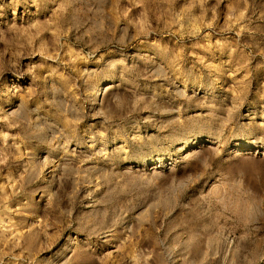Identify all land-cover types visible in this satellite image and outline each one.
I'll use <instances>...</instances> for the list:
<instances>
[{
    "label": "rangeland",
    "instance_id": "1",
    "mask_svg": "<svg viewBox=\"0 0 264 264\" xmlns=\"http://www.w3.org/2000/svg\"><path fill=\"white\" fill-rule=\"evenodd\" d=\"M0 264H264V0H0Z\"/></svg>",
    "mask_w": 264,
    "mask_h": 264
},
{
    "label": "bare ground",
    "instance_id": "2",
    "mask_svg": "<svg viewBox=\"0 0 264 264\" xmlns=\"http://www.w3.org/2000/svg\"><path fill=\"white\" fill-rule=\"evenodd\" d=\"M242 154H243V152H241V151L237 152V155H242Z\"/></svg>",
    "mask_w": 264,
    "mask_h": 264
}]
</instances>
